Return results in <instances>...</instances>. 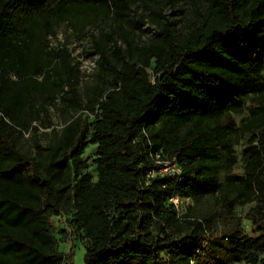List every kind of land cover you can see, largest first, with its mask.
Segmentation results:
<instances>
[{"label": "trees", "instance_id": "1", "mask_svg": "<svg viewBox=\"0 0 264 264\" xmlns=\"http://www.w3.org/2000/svg\"><path fill=\"white\" fill-rule=\"evenodd\" d=\"M175 3L0 0V264H66L50 223L60 215L81 234L83 264H264V0H187L184 35L164 12ZM144 20L153 30L138 45ZM89 21L110 24L91 37L101 83L83 103L70 53L47 38ZM56 101L71 118L30 157L20 141ZM235 136L248 138L241 176L230 173ZM156 156L175 158L180 181L146 183ZM173 195L194 205L180 213ZM249 203L251 236L232 214Z\"/></svg>", "mask_w": 264, "mask_h": 264}, {"label": "rangeland", "instance_id": "2", "mask_svg": "<svg viewBox=\"0 0 264 264\" xmlns=\"http://www.w3.org/2000/svg\"><path fill=\"white\" fill-rule=\"evenodd\" d=\"M164 12L168 19L172 21L173 27L179 35H184L192 26V17L187 0H176L174 6H166ZM15 15H21V11L19 9L15 10ZM143 16V11L141 9H136V14L133 18L135 21H137ZM109 24V21L98 23L89 21L88 26L83 33L78 32L77 29L74 30L69 28L66 24H60L55 29V36L47 38L51 47H64L70 53L72 65L75 67L77 72L76 88L83 103H85L87 100L90 101L89 103H92L98 97L99 88H97V86L101 83V75L98 69V56L95 55L92 50L91 37L93 35H99L101 31H108ZM152 30L153 26L149 24L147 20H144L143 26H139L138 29L134 31L133 38L135 43L138 45L146 44L149 40ZM252 107H254V105L251 98L246 99L243 103L242 113L240 115L232 116L236 125L240 123L241 119L248 116V113ZM73 116H75V114H73ZM70 118L71 116L69 115H63L61 106L56 101L55 104L48 109L47 117L42 115L39 122L32 124V126L37 127V131L34 132L33 130L29 129L23 135L19 144L21 151L30 157L37 158L38 149L46 148L52 142L51 129H55L59 132L64 123L70 120ZM92 119L93 118L91 115H87L88 123H90ZM47 122H49L51 126L49 128H44V125ZM247 139V137L238 136H235L232 139L236 163L231 169V175H243L245 158L242 155V151L246 147ZM95 151L96 146L88 145L82 155V160L86 161L87 163V168L84 170V172H87L91 175L92 182L96 180L94 164ZM213 203V198L208 197L203 199L198 204V207L201 211L206 213L213 209ZM193 205L194 203L190 200L180 199V213H183L188 207ZM252 206L253 203H249L244 206H235L232 210L234 219L240 220V226L243 234L247 236L253 235V229L245 218L246 213ZM66 219L67 217L64 215H60L58 217H53L50 220L57 241V250L65 257L69 256V252L72 253V258L68 259L66 264H83L84 241L82 240L80 233L71 231L68 228V226L65 224ZM61 231H64L65 234Z\"/></svg>", "mask_w": 264, "mask_h": 264}, {"label": "built area", "instance_id": "3", "mask_svg": "<svg viewBox=\"0 0 264 264\" xmlns=\"http://www.w3.org/2000/svg\"><path fill=\"white\" fill-rule=\"evenodd\" d=\"M154 167V169L146 173V183H148L151 178H154L156 176H173L176 177L177 182L180 181L179 176L181 174V170L177 166L175 158L167 159L156 156L154 161ZM168 202L173 204L179 210L180 197L178 195H173L172 197H170L168 199Z\"/></svg>", "mask_w": 264, "mask_h": 264}]
</instances>
